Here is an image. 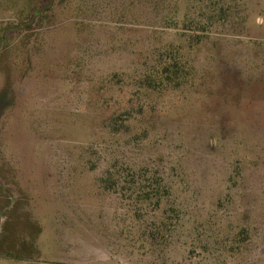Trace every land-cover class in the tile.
Wrapping results in <instances>:
<instances>
[{
	"label": "rangeland",
	"instance_id": "rangeland-1",
	"mask_svg": "<svg viewBox=\"0 0 264 264\" xmlns=\"http://www.w3.org/2000/svg\"><path fill=\"white\" fill-rule=\"evenodd\" d=\"M0 264H264V0H0Z\"/></svg>",
	"mask_w": 264,
	"mask_h": 264
},
{
	"label": "trees",
	"instance_id": "trees-1",
	"mask_svg": "<svg viewBox=\"0 0 264 264\" xmlns=\"http://www.w3.org/2000/svg\"><path fill=\"white\" fill-rule=\"evenodd\" d=\"M214 10L216 11V13L218 12L219 16H222L226 13L227 9L226 7L221 6L219 9L217 7L214 8ZM213 20V18H212ZM200 22V21H198ZM213 23V21H210L209 23H206L205 21H201L198 26L200 27L198 29V35H196L195 37H197V40L200 41L202 40L203 36H206L209 32V28L211 26V24ZM179 60L178 59H174V58H167L165 60V63H163L161 65V69H157V73L161 75V77H164L165 79H167L170 76V73H174L175 69L177 68Z\"/></svg>",
	"mask_w": 264,
	"mask_h": 264
}]
</instances>
